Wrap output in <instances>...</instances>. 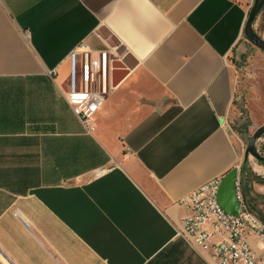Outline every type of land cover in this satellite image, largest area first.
Returning <instances> with one entry per match:
<instances>
[{
	"label": "crops",
	"instance_id": "crops-1",
	"mask_svg": "<svg viewBox=\"0 0 264 264\" xmlns=\"http://www.w3.org/2000/svg\"><path fill=\"white\" fill-rule=\"evenodd\" d=\"M251 1L0 0V264H210L178 202L237 167L228 59ZM81 45L114 64L91 133L64 98Z\"/></svg>",
	"mask_w": 264,
	"mask_h": 264
},
{
	"label": "built area",
	"instance_id": "built-area-1",
	"mask_svg": "<svg viewBox=\"0 0 264 264\" xmlns=\"http://www.w3.org/2000/svg\"><path fill=\"white\" fill-rule=\"evenodd\" d=\"M252 3L253 0L251 6ZM68 61L69 78L64 98L84 129L94 132L95 115L104 102V82L112 69L113 60L107 51L93 57L81 45L69 53ZM50 74L56 75L55 70ZM98 80L103 85L99 90H93L91 85ZM220 180H211L180 199L178 205L184 208L186 214L175 225L176 235L206 257L210 264H264V225L243 205L239 180L236 192L240 214L233 216L222 211L216 201ZM252 237L261 246L259 253L249 243Z\"/></svg>",
	"mask_w": 264,
	"mask_h": 264
},
{
	"label": "rangeland",
	"instance_id": "rangeland-1",
	"mask_svg": "<svg viewBox=\"0 0 264 264\" xmlns=\"http://www.w3.org/2000/svg\"><path fill=\"white\" fill-rule=\"evenodd\" d=\"M253 26L254 32L262 38L264 34V9L257 16ZM228 61L236 91L235 102L232 111L226 118L224 127L238 156L239 180L241 179L246 184L245 192L244 188L240 186L239 192L242 203L264 225V167L246 152L252 134L259 126L264 125H254L249 114L252 115L253 119L258 118L264 113V105H244L246 103L245 96L253 99L256 92L250 93V91L255 87L260 90L264 85V53L248 43L240 57L232 56ZM78 81L79 75L77 76V83ZM248 110L251 113H248ZM256 150L264 158V136L257 140Z\"/></svg>",
	"mask_w": 264,
	"mask_h": 264
},
{
	"label": "water",
	"instance_id": "water-1",
	"mask_svg": "<svg viewBox=\"0 0 264 264\" xmlns=\"http://www.w3.org/2000/svg\"><path fill=\"white\" fill-rule=\"evenodd\" d=\"M264 7V0H253L248 13V18L244 28L245 40L251 45L257 47L264 53V41L253 29L254 22ZM114 64L112 63V68ZM264 136V125L258 127L251 136L246 148L247 155L256 159L264 167V158L256 150L257 140ZM239 180V170L237 167L224 175L219 183L216 193V201L222 211L228 215L238 216L240 214V201L236 192V182ZM264 235V232H263Z\"/></svg>",
	"mask_w": 264,
	"mask_h": 264
},
{
	"label": "trees",
	"instance_id": "trees-1",
	"mask_svg": "<svg viewBox=\"0 0 264 264\" xmlns=\"http://www.w3.org/2000/svg\"><path fill=\"white\" fill-rule=\"evenodd\" d=\"M263 9H264V7H263ZM263 9L261 10V12L263 11ZM259 14H260V13H259ZM239 183H240V186H241L242 188H244V192H245L246 184H245L244 182H242L241 179L239 180ZM244 194H245V193H244Z\"/></svg>",
	"mask_w": 264,
	"mask_h": 264
},
{
	"label": "bare ground",
	"instance_id": "bare-ground-1",
	"mask_svg": "<svg viewBox=\"0 0 264 264\" xmlns=\"http://www.w3.org/2000/svg\"><path fill=\"white\" fill-rule=\"evenodd\" d=\"M253 159V158H252ZM254 163V162H253ZM256 165V164H255ZM261 170V169H260ZM263 171V170H262Z\"/></svg>",
	"mask_w": 264,
	"mask_h": 264
}]
</instances>
